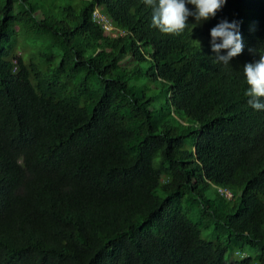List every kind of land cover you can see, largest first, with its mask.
Instances as JSON below:
<instances>
[{
  "label": "trees",
  "instance_id": "16d2710c",
  "mask_svg": "<svg viewBox=\"0 0 264 264\" xmlns=\"http://www.w3.org/2000/svg\"><path fill=\"white\" fill-rule=\"evenodd\" d=\"M69 1L0 0V264H264V110L243 74L264 0L180 35L143 0ZM224 19L244 42L228 65L210 47ZM150 75L161 107L131 83Z\"/></svg>",
  "mask_w": 264,
  "mask_h": 264
},
{
  "label": "clouds",
  "instance_id": "9594fccd",
  "mask_svg": "<svg viewBox=\"0 0 264 264\" xmlns=\"http://www.w3.org/2000/svg\"><path fill=\"white\" fill-rule=\"evenodd\" d=\"M227 2L228 0H143L151 8L150 27L168 35H180L188 26L189 17H193L195 22L215 17ZM188 5L194 6L193 9L188 8ZM210 36V47L216 54V63L228 65L244 50L239 21L221 20L210 29ZM243 74L248 85L244 93L248 97V105L255 110H264V48L259 50V59L243 65Z\"/></svg>",
  "mask_w": 264,
  "mask_h": 264
},
{
  "label": "rangeland",
  "instance_id": "374dc122",
  "mask_svg": "<svg viewBox=\"0 0 264 264\" xmlns=\"http://www.w3.org/2000/svg\"><path fill=\"white\" fill-rule=\"evenodd\" d=\"M67 1L72 2L69 0H67ZM65 3H66L65 1L59 2V4H61V5H64ZM100 29L101 30L98 29V32L101 31L100 33H102V37H104V38L108 37L109 35L118 36V34H119V32L116 30L114 32L109 33V31L105 30L103 27ZM131 83L132 84L136 83L138 86L146 87L147 93L149 95H152L155 97V101H154V107L155 108L162 106V104L166 98V92H165V85L161 81L154 79V77L150 75V77L143 78L142 80H140L138 82H132L131 81ZM211 190H215V188H211ZM241 255H243V254L240 252L233 253V255L230 252L228 254V258L231 260H232V258L233 259L234 258L239 259V258H241Z\"/></svg>",
  "mask_w": 264,
  "mask_h": 264
},
{
  "label": "built area",
  "instance_id": "2783aa9c",
  "mask_svg": "<svg viewBox=\"0 0 264 264\" xmlns=\"http://www.w3.org/2000/svg\"><path fill=\"white\" fill-rule=\"evenodd\" d=\"M93 16L105 30L111 31L113 29L112 17L107 12H102L99 9H95ZM219 191L221 194H223L228 199L233 198V193L230 189L226 187H220Z\"/></svg>",
  "mask_w": 264,
  "mask_h": 264
}]
</instances>
